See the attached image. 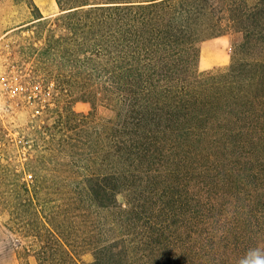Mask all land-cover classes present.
<instances>
[{
    "label": "trees",
    "instance_id": "16d2710c",
    "mask_svg": "<svg viewBox=\"0 0 264 264\" xmlns=\"http://www.w3.org/2000/svg\"><path fill=\"white\" fill-rule=\"evenodd\" d=\"M20 1L37 12L29 25L63 31L36 54L66 66L57 88L71 97L78 85L90 105L65 112L83 120L96 167L67 160L47 207L24 188L20 216L4 223L17 257L252 264L250 252L264 255V0H55L54 16ZM203 25L243 36L229 68L199 69Z\"/></svg>",
    "mask_w": 264,
    "mask_h": 264
},
{
    "label": "rangeland",
    "instance_id": "374dc122",
    "mask_svg": "<svg viewBox=\"0 0 264 264\" xmlns=\"http://www.w3.org/2000/svg\"><path fill=\"white\" fill-rule=\"evenodd\" d=\"M34 1L46 16L59 12L55 0ZM36 14L24 1L0 0V264H12L14 254L19 264H36L34 258L27 261L17 257L14 236L4 227L9 218L20 216L13 211L28 195L24 188L29 189L28 196L39 197L47 207L54 197L52 174L66 170L67 160L74 159L89 170L96 167L86 160L83 120L77 115L72 122L65 112L68 108L80 113L90 105L82 102L78 85L71 97L57 88L53 76L57 72L68 75L66 66L59 64L57 68L51 60L36 54L47 48L51 36H62L63 31L51 25L40 29L29 25ZM231 26H197L201 71L230 67L243 37L235 36ZM37 189L42 194H37ZM118 199L125 201L122 195ZM82 261L91 264L93 257L86 254Z\"/></svg>",
    "mask_w": 264,
    "mask_h": 264
},
{
    "label": "clouds",
    "instance_id": "9594fccd",
    "mask_svg": "<svg viewBox=\"0 0 264 264\" xmlns=\"http://www.w3.org/2000/svg\"><path fill=\"white\" fill-rule=\"evenodd\" d=\"M249 255L254 257L252 264H264V255H261L259 250H254ZM243 264H248V261L246 260Z\"/></svg>",
    "mask_w": 264,
    "mask_h": 264
},
{
    "label": "crops",
    "instance_id": "0c3cea01",
    "mask_svg": "<svg viewBox=\"0 0 264 264\" xmlns=\"http://www.w3.org/2000/svg\"><path fill=\"white\" fill-rule=\"evenodd\" d=\"M51 8H53V3L51 4ZM51 11H52V10H50L49 13H51ZM42 14H43L44 16H46L45 13H44L43 11H42ZM50 15H51V14H49V16H50ZM11 263H12V264H19L18 261H17V258L15 257V254H14V257H11Z\"/></svg>",
    "mask_w": 264,
    "mask_h": 264
}]
</instances>
